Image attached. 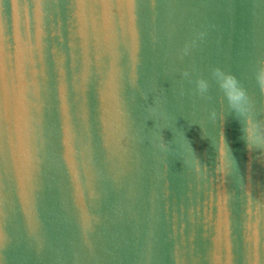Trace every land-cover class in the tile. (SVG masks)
<instances>
[{
	"label": "water",
	"instance_id": "1",
	"mask_svg": "<svg viewBox=\"0 0 264 264\" xmlns=\"http://www.w3.org/2000/svg\"><path fill=\"white\" fill-rule=\"evenodd\" d=\"M0 21L2 264H264V155L212 75L264 120V0H0Z\"/></svg>",
	"mask_w": 264,
	"mask_h": 264
},
{
	"label": "snow or ice",
	"instance_id": "2",
	"mask_svg": "<svg viewBox=\"0 0 264 264\" xmlns=\"http://www.w3.org/2000/svg\"><path fill=\"white\" fill-rule=\"evenodd\" d=\"M36 4L39 5L43 0H35ZM58 4H64L65 7H76L78 4L84 3L85 0H72L71 3L68 0H55ZM155 3V0H153ZM87 3L93 9L103 6L116 7L117 5H127L130 9L135 10L136 0H87ZM2 24V21H0ZM264 66V58L253 64L251 71L256 78L257 72ZM233 99H238V93L233 96ZM243 113H248V109L244 108ZM241 139L246 143L249 150V156L252 160H255L258 155H264V120L256 115L248 114L245 119L241 118ZM257 129L260 130L261 134L257 135ZM206 138L210 141L215 155H216V167L218 172H223L228 177H234L240 175V183L243 185L244 178L243 172L238 168L236 159L233 155V149L229 142L226 140L225 135L222 133L219 117L215 126H210L206 130ZM250 201H255L260 207L264 208V190L259 192L253 191L249 196ZM88 214L85 211L82 214V223L88 226ZM7 243V234L5 227L0 222V251L4 249ZM2 264V262H0Z\"/></svg>",
	"mask_w": 264,
	"mask_h": 264
},
{
	"label": "clouds",
	"instance_id": "3",
	"mask_svg": "<svg viewBox=\"0 0 264 264\" xmlns=\"http://www.w3.org/2000/svg\"><path fill=\"white\" fill-rule=\"evenodd\" d=\"M213 77L216 80L217 86L224 95L226 104L229 106L230 110L236 112L241 118H245L243 113L244 105L246 103L245 94L242 90L238 88V85L234 78L228 74L222 73L219 69H214L212 72ZM256 79L261 86H264V66L256 74ZM207 82L205 80L197 81V90L200 93L207 91ZM238 93V99L234 100L233 96ZM261 132L257 129V135Z\"/></svg>",
	"mask_w": 264,
	"mask_h": 264
}]
</instances>
